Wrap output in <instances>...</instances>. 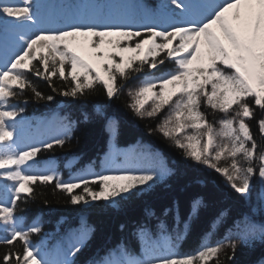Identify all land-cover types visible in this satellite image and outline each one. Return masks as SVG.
<instances>
[{"label":"trees","instance_id":"trees-1","mask_svg":"<svg viewBox=\"0 0 264 264\" xmlns=\"http://www.w3.org/2000/svg\"><path fill=\"white\" fill-rule=\"evenodd\" d=\"M78 1L0 0V34L10 32V21L31 25L8 64L0 63V119H14L20 139L33 138L36 125L43 136L29 191L10 204L0 185V205L9 206L16 231L0 229V264H264V95L247 93L229 107L221 97L208 100L237 76L212 59L193 105L214 130L244 121L249 138L237 134L244 150L231 151L233 137L223 136L219 157L196 158L165 128L163 109L174 101L136 105L148 75L185 70L183 52L196 37L186 19L192 0H99L98 20H79L85 30L70 20ZM108 11L112 24L104 25ZM48 17L59 23L55 29L42 27ZM90 34L93 48L112 49L100 73L72 62L71 40ZM52 117L54 131L46 132ZM132 146L134 158L147 152L156 169L137 168L125 189L104 196L108 171ZM44 170L53 177L40 178ZM251 222L263 228L252 243L242 236Z\"/></svg>","mask_w":264,"mask_h":264},{"label":"rangeland","instance_id":"rangeland-1","mask_svg":"<svg viewBox=\"0 0 264 264\" xmlns=\"http://www.w3.org/2000/svg\"><path fill=\"white\" fill-rule=\"evenodd\" d=\"M194 4L190 19L192 30L201 29L204 32L193 42L194 47L185 53L182 60L185 70L183 73L148 75L136 99V105L141 109L146 106L154 108L174 101V108L163 109L166 130L176 135L178 142L196 158L207 159L211 156L216 159L226 150V146L221 143L223 136L233 137L231 151L244 150V143L236 135L240 134L248 139L247 126L244 122L234 124L233 121L225 120L219 130H214L194 107L191 95L197 94L195 91L208 75L205 70L212 59L231 67L236 71L237 78L226 79L223 86L215 87L206 96L208 100L216 102V98L221 97V105L229 107L245 93L264 95V0H202L200 4ZM99 5L98 0H83L82 4L79 2L73 8L72 19L80 20L87 14L88 20H95ZM104 18L107 21L109 13ZM51 25L50 19L44 23L46 29ZM10 27L11 33L3 34V38L0 36V60L4 63L22 45V34L28 33L26 25L11 23ZM70 47L74 49L73 63L78 70L101 71L112 52L110 47H91L89 37L72 39ZM220 91H223L222 95ZM185 93L186 97H182ZM0 121V185L12 202L19 193L29 190V183L34 178V174L29 172V166L34 159L40 137L37 135L34 143L29 146V142L15 137L17 128L9 123L5 124L3 119ZM203 128V133L195 131ZM252 153L253 150H250L249 154ZM133 154V149H130L127 152L129 160L108 174L110 184L104 196L120 193L127 187L129 178L139 167L137 161L132 159ZM259 163L260 197L264 205V152L259 157ZM146 171L147 174L153 171L151 163L147 165ZM53 173L43 172L40 177L50 178ZM238 190L242 191V188L238 187ZM0 227L8 230L12 228L10 209L5 205H0ZM262 233V227L251 222L245 226L242 236L245 241L252 243L254 239L259 240Z\"/></svg>","mask_w":264,"mask_h":264}]
</instances>
